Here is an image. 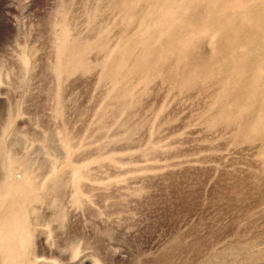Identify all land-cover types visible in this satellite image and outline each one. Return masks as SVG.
Here are the masks:
<instances>
[{
  "label": "rangeland",
  "instance_id": "rangeland-1",
  "mask_svg": "<svg viewBox=\"0 0 264 264\" xmlns=\"http://www.w3.org/2000/svg\"><path fill=\"white\" fill-rule=\"evenodd\" d=\"M0 264H264V0H0Z\"/></svg>",
  "mask_w": 264,
  "mask_h": 264
}]
</instances>
